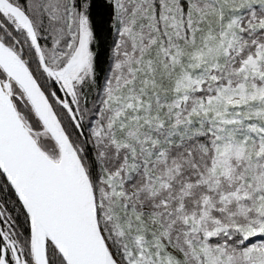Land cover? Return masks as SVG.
I'll return each instance as SVG.
<instances>
[{
	"label": "snow or ice",
	"instance_id": "1",
	"mask_svg": "<svg viewBox=\"0 0 264 264\" xmlns=\"http://www.w3.org/2000/svg\"><path fill=\"white\" fill-rule=\"evenodd\" d=\"M0 264H264V0H0Z\"/></svg>",
	"mask_w": 264,
	"mask_h": 264
}]
</instances>
